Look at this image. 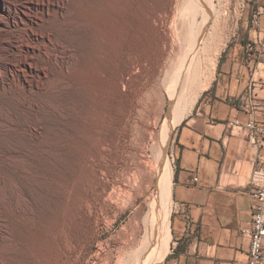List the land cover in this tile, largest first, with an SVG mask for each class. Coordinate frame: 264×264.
Returning a JSON list of instances; mask_svg holds the SVG:
<instances>
[{"label":"rangeland","instance_id":"rangeland-1","mask_svg":"<svg viewBox=\"0 0 264 264\" xmlns=\"http://www.w3.org/2000/svg\"><path fill=\"white\" fill-rule=\"evenodd\" d=\"M84 1L72 0L73 125L46 110L23 117L16 101L0 91V121H12L8 141H0V215L9 223L8 232L0 227L8 236L0 237V264H148L153 209L170 211L171 221L164 179L169 174L172 184L177 127L167 144L168 167L160 133L180 66L194 37L207 28L200 48L223 47L217 71L224 51L240 47L253 27V4L260 2L208 0L215 11L206 24L195 0ZM36 12L24 15L25 24L47 28L49 21H39ZM52 50L59 60L64 57L58 45ZM213 76L206 79L212 82ZM204 77L199 73L196 80ZM59 100L56 105L66 106V99ZM35 144L45 151L39 163ZM17 145L23 158L2 149ZM20 168L34 175L26 180Z\"/></svg>","mask_w":264,"mask_h":264},{"label":"crops","instance_id":"crops-1","mask_svg":"<svg viewBox=\"0 0 264 264\" xmlns=\"http://www.w3.org/2000/svg\"><path fill=\"white\" fill-rule=\"evenodd\" d=\"M263 4L254 2L252 16ZM260 31L264 18L260 28L248 30L240 47L224 51L209 88L177 126L172 240L162 264H249L251 240L241 230L252 224L251 175L259 165L262 144L250 142L246 132L232 130L228 123L246 124L251 118L264 123L263 108L251 115L240 106L263 76L256 72V63L264 64V55L256 60L245 50ZM254 87L253 93L261 97L259 86Z\"/></svg>","mask_w":264,"mask_h":264},{"label":"bare ground","instance_id":"bare-ground-1","mask_svg":"<svg viewBox=\"0 0 264 264\" xmlns=\"http://www.w3.org/2000/svg\"><path fill=\"white\" fill-rule=\"evenodd\" d=\"M85 1L88 5L89 2L92 4L93 0ZM195 1L197 2V6L203 9V13L205 14V23L209 19H212L214 16L212 12L215 11L213 10L214 7L212 1L208 2L209 7L208 4H206V1L208 0ZM177 2L178 0L176 3ZM84 7L87 6L84 5ZM34 10L37 11L36 13L39 21H49L48 23L50 24L47 28L42 27L40 23L33 24V26L25 24L26 21L24 20V15L28 16V14L32 13ZM73 16L74 13L72 11V0H0V91L3 90L6 98L16 101V103L19 105V110L20 113H22V116L29 114L35 118L34 112L38 114L39 112L46 110L49 111V114L52 113L55 115V117H58L60 122L73 125L72 96L74 95L73 92L75 89L73 82V39L76 37L75 36L73 38V22L75 21ZM26 26L29 28V35L26 34V30L24 29ZM203 30L204 31L201 33V35H199L201 30L198 32V38L195 39L194 37V43H192L193 47L190 49L183 64H181L178 77L176 76L177 79H175V83L170 93L172 106L160 133L164 142L163 144L162 141H160V143L163 144L161 150L164 156L165 165L167 167V144L170 140L173 130L191 112L201 94L209 88L211 82H209L210 78L206 79V75L211 74L213 76L215 74L218 57L223 49L221 45L215 44L210 52L208 51L210 48L208 49L207 46L201 50L200 44L204 39V34L206 35L205 30H207V28ZM46 40H48V42ZM13 41H15V43H13ZM54 45H58L61 49L60 53L64 55L61 60H59L56 55H52V47ZM201 54H203L202 57ZM202 69H204L205 72ZM202 72L205 74V77L200 81L196 80L197 76L199 78V73L202 75ZM36 88L38 89V92L35 91ZM59 98L66 99V106L61 107L58 106V104L56 105V100H59ZM73 99L75 98L73 97ZM44 113L45 111L43 114ZM11 122L4 119L1 122L0 141H8L10 130L9 123ZM20 126L24 127L23 124H20ZM22 133H24V131ZM17 144H19V142ZM2 147L1 148L5 151L4 153L7 152L8 154L12 155L18 154L21 158H23L24 149L22 147L18 145L13 149L4 148V146ZM0 152L2 151L0 150ZM34 153L36 154L34 159H36L39 163L43 155H45V151L42 149V147L37 146ZM39 168L40 167H37V170H40ZM18 173L26 180L34 175V173L32 174L30 170L26 168H20ZM37 176H39V174L34 177ZM165 178L166 179L164 180L167 187L164 198L167 201L166 203H170L172 200V184L171 182H168L169 174H167ZM101 191L102 192L99 197L103 198L106 190L101 189ZM25 194V192L22 194L23 198L26 197ZM107 199L109 200V198ZM157 207L153 209L150 219V231L148 232L150 243L148 242V254L146 255V259L149 261L148 264L152 262L151 260H158V258L164 260L169 251L165 252L163 255H160V252L164 251H161V249L165 246L167 247L166 249L169 250L172 240L170 221L171 212L165 210V214L162 215V210H158ZM0 216V227L3 228V230L6 229L8 232V217L5 218L2 215ZM24 219L27 221L25 216ZM0 237H2L1 239L5 241L7 240L8 236L6 232H0ZM8 249L9 255L14 254V251L10 246ZM4 264H10V261L4 260Z\"/></svg>","mask_w":264,"mask_h":264},{"label":"built area","instance_id":"built-area-1","mask_svg":"<svg viewBox=\"0 0 264 264\" xmlns=\"http://www.w3.org/2000/svg\"><path fill=\"white\" fill-rule=\"evenodd\" d=\"M264 18V4L257 8L252 16V26L260 28L262 19ZM245 50L253 55L256 60H260L264 55V31L258 32L257 38L253 42H249L245 46ZM260 70L263 76L254 81L251 89L242 97L240 106L253 115L256 110L263 108L264 110V64L257 61L256 72ZM255 72V73H256ZM258 85L262 94H254L253 91ZM232 130L238 129L246 132L250 142L254 144H262V153L259 158V165L251 175V186L254 189L252 197L255 200L253 205L252 224L249 228L241 230L243 236H247L251 240L249 252V264H264V123H258L251 118L246 124L240 120H234L228 123Z\"/></svg>","mask_w":264,"mask_h":264}]
</instances>
